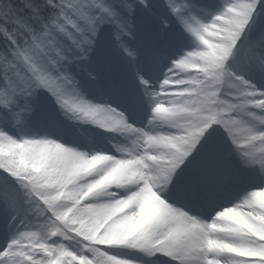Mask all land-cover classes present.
Listing matches in <instances>:
<instances>
[{"label":"snow or ice","instance_id":"1","mask_svg":"<svg viewBox=\"0 0 264 264\" xmlns=\"http://www.w3.org/2000/svg\"><path fill=\"white\" fill-rule=\"evenodd\" d=\"M0 264H264V0H0Z\"/></svg>","mask_w":264,"mask_h":264}]
</instances>
